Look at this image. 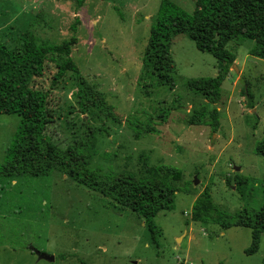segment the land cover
I'll return each mask as SVG.
<instances>
[{
    "label": "rangeland",
    "instance_id": "obj_1",
    "mask_svg": "<svg viewBox=\"0 0 264 264\" xmlns=\"http://www.w3.org/2000/svg\"><path fill=\"white\" fill-rule=\"evenodd\" d=\"M78 1L0 0V42L13 48L29 34L56 44L75 36L77 72L47 61L29 84L46 95V138L61 150L81 145L86 167L105 175L178 169L173 209L155 217L156 247L141 216L59 173L1 181L0 264H264V233L257 252L246 255L250 229L190 220L205 189L229 217L264 202V157L254 151L264 137V60L249 55L254 42L233 51L237 71L231 68L213 105L220 123L213 131L188 124L205 100L185 87L188 80L216 76L211 54L177 35L170 44L173 90L154 86L142 68L161 0ZM169 1L187 13L196 3ZM19 126L18 115L0 114V166Z\"/></svg>",
    "mask_w": 264,
    "mask_h": 264
},
{
    "label": "trees",
    "instance_id": "obj_2",
    "mask_svg": "<svg viewBox=\"0 0 264 264\" xmlns=\"http://www.w3.org/2000/svg\"><path fill=\"white\" fill-rule=\"evenodd\" d=\"M84 0L78 1V6ZM72 31H76L72 26ZM180 34L187 35L201 52L211 54L217 61L214 77L191 79L185 87L201 94L205 104L192 111L189 125H208L213 131L220 127L219 112L213 107L219 102L222 84L236 60L235 48L246 40L254 42L249 55L264 60V0H196L191 13L169 0H161L149 29L142 68L154 86L173 90L176 86L175 65L170 54L171 41ZM77 38L71 36L60 44L41 41L33 34L13 48L0 42V114H16L20 126L7 150L5 163L0 166V182L20 178H43L59 173L76 185L110 199L143 218L152 244L158 247L155 217L173 209L176 183L182 173L171 166L149 167L145 177L133 174L105 175L86 167L81 145L59 149L49 141L44 130L48 123L46 95L29 84L42 75L45 62L58 61L60 67L77 72L71 58ZM232 44L233 50L227 46ZM146 96L149 95L144 86ZM243 94L250 102L248 87ZM247 102L246 106L253 108ZM255 154L264 157V137L257 142ZM238 184L242 182L237 180ZM190 220L198 223L215 222L223 228L238 226L251 231V243L245 249L252 255L259 248L264 233V202L259 209H243L226 216L213 204L208 189L195 200ZM188 224V221H186Z\"/></svg>",
    "mask_w": 264,
    "mask_h": 264
},
{
    "label": "water",
    "instance_id": "obj_3",
    "mask_svg": "<svg viewBox=\"0 0 264 264\" xmlns=\"http://www.w3.org/2000/svg\"><path fill=\"white\" fill-rule=\"evenodd\" d=\"M232 69H235V71H237L235 64H233ZM236 170H238V169L236 168ZM193 183H194V185H197L198 180L195 178ZM35 253L38 255L39 259H44V260H47V261H53L54 260V256H52V255H48L46 253H41L39 251H35Z\"/></svg>",
    "mask_w": 264,
    "mask_h": 264
}]
</instances>
